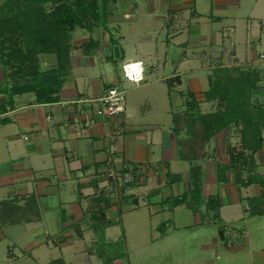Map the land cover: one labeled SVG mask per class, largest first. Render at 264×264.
Returning a JSON list of instances; mask_svg holds the SVG:
<instances>
[{"label":"crops","instance_id":"1","mask_svg":"<svg viewBox=\"0 0 264 264\" xmlns=\"http://www.w3.org/2000/svg\"><path fill=\"white\" fill-rule=\"evenodd\" d=\"M90 39L98 44L85 52ZM70 43L57 101L36 103L33 93H22L7 104L0 91V201L12 206L4 214L8 222L38 224L32 247L52 244L87 256L97 231L111 238L113 221L142 204L156 229L152 240L168 238V249L149 256L169 264H264V184L248 182L264 180V127L253 163L245 148L246 161L219 180L229 149L242 150L239 126L190 142L182 131L186 116L183 125L174 122L189 92L201 113L215 110L203 92L218 66L257 71L254 97L264 107V0L100 1L98 23L75 27ZM39 60L44 69L55 64L52 54ZM106 63L112 64V81ZM120 63L121 69L137 63L142 71L134 75L141 80L120 77ZM183 75L185 95L171 89ZM171 76L180 82L170 86ZM113 85L129 92L121 115L103 117L89 105L80 111L70 103L99 98ZM193 167L199 168L197 200L190 197ZM226 225L246 230V239L226 246Z\"/></svg>","mask_w":264,"mask_h":264},{"label":"trees","instance_id":"2","mask_svg":"<svg viewBox=\"0 0 264 264\" xmlns=\"http://www.w3.org/2000/svg\"><path fill=\"white\" fill-rule=\"evenodd\" d=\"M100 1L105 0H2L0 60L3 65L14 66L12 74L25 78V82L15 78L13 85L0 88L8 97L7 104L13 102L14 95L22 93H33L36 103L58 100L70 64L71 32L77 26L91 28L98 23ZM97 44L90 39L82 48L91 52ZM41 54L54 55L55 64L45 69L40 67ZM257 82L258 73L253 69L218 66L208 76V89L203 92L204 101L215 104L214 111L201 113L195 94L186 95L184 125L189 132L197 130L201 139L209 140L227 126H239L242 150L229 149L228 165L218 169L219 180L224 179L222 173L245 160V148L251 150L248 159L253 163V153L262 142L264 107L252 102L258 92ZM178 116H174V122ZM253 181L264 184L259 176L248 182ZM191 183L190 197L197 200L200 196L198 167L191 169ZM185 198L186 195L177 202L182 203ZM3 211L10 214L12 206L4 202Z\"/></svg>","mask_w":264,"mask_h":264},{"label":"rangeland","instance_id":"3","mask_svg":"<svg viewBox=\"0 0 264 264\" xmlns=\"http://www.w3.org/2000/svg\"><path fill=\"white\" fill-rule=\"evenodd\" d=\"M48 6L46 5V7ZM256 50L259 52L260 49L257 48ZM13 68L3 65L0 60L2 87L13 85L16 82L15 78H19L20 82H25V78L12 74ZM178 70H183V67H178ZM118 72L120 77H124L121 63L118 65ZM202 74H204V70L200 75ZM171 89H174L178 94L185 95L188 90L185 75L182 76V83L175 84ZM128 93H125L126 101L128 100ZM252 102H256L255 97H253ZM213 105L215 104L211 106ZM182 115H184V112L179 114L177 119L179 126L183 125ZM182 131L184 139L186 138L190 142L201 139L197 130L189 132L187 128ZM4 202L6 201H0V264H64L62 261H54L57 258H62L66 264H169L165 259L148 255L153 250L168 249V238L152 240L156 237V229L148 221L147 209L142 204L134 211L126 212L122 219L113 221L112 232L114 235L111 238L97 231L94 242L88 244L90 247L89 255L76 256L71 254L70 249H66L67 247L60 249L59 246H53L51 241L49 242L51 244L49 249L46 246L32 247L33 233L37 232L38 227L36 231H32V228H35L38 224H28L21 218L17 221L12 220L14 222L10 221L9 223L3 214ZM45 222L49 226L51 224L53 226V221ZM97 225L96 229L99 228L98 230H100L101 224L97 223ZM161 227L157 229L158 232L163 230V227Z\"/></svg>","mask_w":264,"mask_h":264},{"label":"built area","instance_id":"4","mask_svg":"<svg viewBox=\"0 0 264 264\" xmlns=\"http://www.w3.org/2000/svg\"><path fill=\"white\" fill-rule=\"evenodd\" d=\"M261 58H264V55H261ZM137 63H128L122 66V72L125 78L128 80L137 83L141 80V77L134 75V72L131 71V65ZM125 93L126 90L119 86L113 85L110 87L104 95L99 98H79L77 100L70 101V103L79 104V110L83 111V107L89 105L95 108L97 115L103 117H114L121 115L125 112ZM4 113H0V117ZM89 121L87 120L85 124L87 125ZM247 232L244 229H240L234 225H226L224 227V240L225 244L228 247L233 246L241 240L246 239Z\"/></svg>","mask_w":264,"mask_h":264},{"label":"water","instance_id":"5","mask_svg":"<svg viewBox=\"0 0 264 264\" xmlns=\"http://www.w3.org/2000/svg\"><path fill=\"white\" fill-rule=\"evenodd\" d=\"M117 51H118V47H114L115 54L117 53ZM105 70L107 72V75L111 76L110 78H111V81H112V77H113L112 64L111 63H106L105 64ZM168 82H169L170 86H173L174 83H179L180 80H179L178 76H171V77H169Z\"/></svg>","mask_w":264,"mask_h":264},{"label":"clouds","instance_id":"6","mask_svg":"<svg viewBox=\"0 0 264 264\" xmlns=\"http://www.w3.org/2000/svg\"><path fill=\"white\" fill-rule=\"evenodd\" d=\"M131 71L139 74V72L142 71V68H140L138 64H133V65H131Z\"/></svg>","mask_w":264,"mask_h":264}]
</instances>
